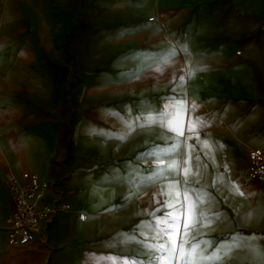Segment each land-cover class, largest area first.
<instances>
[{"label": "crops", "instance_id": "0c3cea01", "mask_svg": "<svg viewBox=\"0 0 264 264\" xmlns=\"http://www.w3.org/2000/svg\"><path fill=\"white\" fill-rule=\"evenodd\" d=\"M173 97L206 118L199 139L158 118ZM249 149H264V0H0V264H264ZM189 152L185 185L169 165ZM25 174L56 214L15 246L7 181ZM175 181L195 214L183 255L160 259L145 237Z\"/></svg>", "mask_w": 264, "mask_h": 264}, {"label": "snow or ice", "instance_id": "6c2138e0", "mask_svg": "<svg viewBox=\"0 0 264 264\" xmlns=\"http://www.w3.org/2000/svg\"><path fill=\"white\" fill-rule=\"evenodd\" d=\"M134 73H129L128 76H133ZM178 102V103H177ZM195 110L194 106L185 109L184 101L179 97H173L172 102H165L164 108L159 115V119L162 121H167L165 125L168 131L175 133L178 137L184 138L185 141L190 140L195 135L199 139V134L197 133V125L204 127L207 125V120L205 117H192L191 113ZM189 117L188 121L185 122L184 116ZM93 135H104L102 130L92 129ZM187 134V135H186ZM178 145H173L170 151L174 150ZM191 149V146H189ZM180 163L176 160L169 165L170 168L179 169L183 166V174L185 176V185L187 184V177L190 174V166L193 160L195 161V168L198 170L200 157L197 155L194 158L191 156L190 152L185 157L180 155L178 157ZM179 181H175L169 185V192L164 195L167 199L163 202V207L167 208L164 215L156 217L154 220V226L158 229L154 237H145L148 240H155V248L159 250L158 257L160 259L168 258L171 259L179 253L181 256L184 252V245L188 244L187 240H182L178 245L176 242V234L181 228V217H187L189 215L195 214V206L191 203V198L188 193L187 188H184L183 201L176 203L173 201L172 189H177ZM176 201H180L179 192L177 191ZM156 212H160L161 209L157 208ZM184 234L187 235L190 225L188 223L183 224ZM162 237H167L168 239H163ZM191 248H195V244L188 245ZM148 264H154L153 261H149Z\"/></svg>", "mask_w": 264, "mask_h": 264}, {"label": "built area", "instance_id": "2783aa9c", "mask_svg": "<svg viewBox=\"0 0 264 264\" xmlns=\"http://www.w3.org/2000/svg\"><path fill=\"white\" fill-rule=\"evenodd\" d=\"M248 164L239 175V184L246 187L253 180H264V149H249ZM46 182L34 174H25L22 179L10 175L7 189L11 211L5 219L7 240L15 246L43 234L56 214V208L39 201Z\"/></svg>", "mask_w": 264, "mask_h": 264}, {"label": "bare ground", "instance_id": "6f19581e", "mask_svg": "<svg viewBox=\"0 0 264 264\" xmlns=\"http://www.w3.org/2000/svg\"><path fill=\"white\" fill-rule=\"evenodd\" d=\"M18 178L20 179V177L18 176Z\"/></svg>", "mask_w": 264, "mask_h": 264}, {"label": "rangeland", "instance_id": "374dc122", "mask_svg": "<svg viewBox=\"0 0 264 264\" xmlns=\"http://www.w3.org/2000/svg\"><path fill=\"white\" fill-rule=\"evenodd\" d=\"M184 73V72H183Z\"/></svg>", "mask_w": 264, "mask_h": 264}]
</instances>
